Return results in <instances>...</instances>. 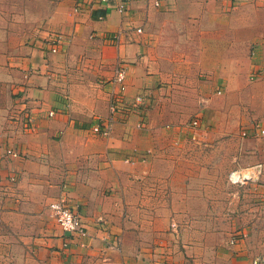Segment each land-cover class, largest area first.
I'll use <instances>...</instances> for the list:
<instances>
[{"label": "crops", "instance_id": "0c3cea01", "mask_svg": "<svg viewBox=\"0 0 264 264\" xmlns=\"http://www.w3.org/2000/svg\"><path fill=\"white\" fill-rule=\"evenodd\" d=\"M120 3L0 0V264H251L264 254V188L254 194L263 206L236 218L242 229L227 240L209 189L174 187L186 200L158 210L186 213L185 260L137 253L128 213L134 168L157 150L167 163L161 150L185 146L190 119L210 111L216 93L264 76V0ZM123 66L127 101L144 96L126 117L110 110ZM110 117L108 136L92 132ZM60 195L86 236L51 215Z\"/></svg>", "mask_w": 264, "mask_h": 264}, {"label": "rangeland", "instance_id": "374dc122", "mask_svg": "<svg viewBox=\"0 0 264 264\" xmlns=\"http://www.w3.org/2000/svg\"><path fill=\"white\" fill-rule=\"evenodd\" d=\"M26 11L27 5L20 3L19 12ZM201 115L194 117L200 125L194 127L190 119L186 130L197 132L196 137L191 132L183 138L185 146L174 141L161 150L159 155L169 159L167 163H158L157 150L142 166L134 168L128 214L135 234L130 238L137 253L152 260H157L158 254L168 258L181 253L184 260L189 256L187 244L180 239L187 230L186 213L158 210V204L186 200V195H172L174 187L181 191L207 187L212 218L224 215L220 235L227 240L242 229L236 218L246 216L256 203L263 206L254 194L264 188V170L259 179L245 183H232L229 174L259 163L264 169V76L216 93L210 100V111ZM194 201L202 204L201 195Z\"/></svg>", "mask_w": 264, "mask_h": 264}, {"label": "built area", "instance_id": "2783aa9c", "mask_svg": "<svg viewBox=\"0 0 264 264\" xmlns=\"http://www.w3.org/2000/svg\"><path fill=\"white\" fill-rule=\"evenodd\" d=\"M234 4L237 3V0H232ZM127 0H121L119 7L121 10H124L126 7ZM155 5H159L160 0H153ZM62 40L61 35H55V37L51 40L52 46L51 50L53 52L58 51L59 44ZM37 68H30L28 71V75L37 72ZM116 82L119 84V92L110 100V110L113 115L119 113L126 117L132 110H136L140 108V105L143 102L144 96L139 94L135 97L133 102L127 101L125 98V90H126V67H120L114 76ZM113 118L110 117V121L99 122L92 126L91 130L93 133L101 136H108L111 132V123ZM191 124L194 127H198L200 125L198 118H193L191 120ZM261 133L264 134V129H261ZM195 137V136H194ZM8 152L12 155L17 156L18 152L13 151L12 149H8ZM263 164L259 163L245 169H237L233 170L229 174V180L232 183H245L252 182L261 176L263 173ZM49 209L51 215L57 220V222L61 225V227L74 235H78L79 237H84L87 235V229L78 213H76L68 204L67 197L64 195H60L57 199L50 202ZM235 242V240H232ZM161 264H173L169 262H164ZM251 264H264V254H258L253 257Z\"/></svg>", "mask_w": 264, "mask_h": 264}]
</instances>
